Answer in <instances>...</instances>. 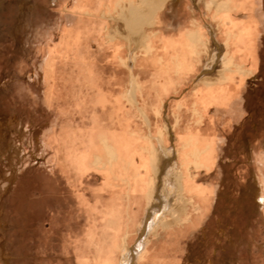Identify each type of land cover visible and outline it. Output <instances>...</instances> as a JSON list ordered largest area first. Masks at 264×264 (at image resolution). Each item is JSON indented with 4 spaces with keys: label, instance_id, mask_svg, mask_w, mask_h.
I'll use <instances>...</instances> for the list:
<instances>
[{
    "label": "rangeland",
    "instance_id": "rangeland-1",
    "mask_svg": "<svg viewBox=\"0 0 264 264\" xmlns=\"http://www.w3.org/2000/svg\"><path fill=\"white\" fill-rule=\"evenodd\" d=\"M128 2L133 5L130 14L122 1L120 7L106 10L110 14L119 7L110 15L116 19L114 26L107 15L102 19L73 13V17L97 23L70 16L73 24L66 31L63 15L68 13L49 0H0V264H102V254L95 252V246L103 249L109 231L116 227L103 212L109 199L102 189L106 185L101 169L114 160L113 149L104 138L109 131L127 136L131 125L130 132L143 137L148 153L152 145L157 146L159 132L164 139L170 132L166 120L163 127L159 109L150 114L148 127L142 108L134 103L138 86L134 80L128 84L126 78L124 41L127 36L137 37L135 54L144 50L147 33H142L141 24L146 23L142 15L151 0ZM192 3L205 9L204 20L210 24L206 16L218 6L208 0ZM213 16L221 21L219 13ZM87 24L93 29L86 31ZM212 26L202 22L198 53L204 61L212 46L208 33L214 36L216 23ZM110 30L118 34L114 37L119 41L116 52L110 46ZM221 68L218 61L198 83L217 80ZM85 72L94 76L95 86L87 85ZM127 87L135 93L127 94ZM98 92L106 95L104 105L95 102ZM172 116L169 112L168 117ZM91 138L95 144L91 145ZM196 168L201 187L206 179L201 167ZM180 191L178 205L164 212L165 222L145 234L146 244L162 238L166 227L195 207V201ZM219 205L212 210L214 221L220 214ZM263 208L264 199L254 211ZM216 224L213 264H264V219L259 217L243 234L228 229L230 224L225 226L222 220ZM138 236L139 229L132 242L126 240L127 247ZM185 251L182 262L188 264Z\"/></svg>",
    "mask_w": 264,
    "mask_h": 264
},
{
    "label": "crops",
    "instance_id": "crops-1",
    "mask_svg": "<svg viewBox=\"0 0 264 264\" xmlns=\"http://www.w3.org/2000/svg\"><path fill=\"white\" fill-rule=\"evenodd\" d=\"M49 1L68 13L65 18L63 15L65 23H62L66 31L70 23L73 24L69 22L70 16L97 23L87 17H73V13L100 15L101 18L107 15L114 26L116 19L110 15L125 4L130 14L133 5L128 1L136 2ZM208 1L219 8L206 16L210 24L204 20L205 9L200 10L199 4L194 6L192 0H151L142 15V21L146 22L141 24L142 33H147L144 50L135 54L137 37L131 40L129 36L128 42L124 41L126 50L128 46L129 63L126 78L128 84L134 80L138 86L136 93L134 89V103L138 109L142 108L148 127L150 114L158 109L163 127L167 121L170 132L167 138L162 136L165 143L162 157L165 160L172 157L178 163L182 190L195 201L194 208L166 227L162 238L146 244L136 264H185L181 257L185 256V250L188 264H213L217 251L213 247L217 240V236L214 237L217 221L222 220L225 226L230 224L231 227L226 226L228 229L235 228L243 234L259 217L264 219V208L254 211L261 207L264 199V0ZM113 5L119 7L106 14ZM219 10L220 22L213 16ZM202 22L212 28V23H216V41L208 33L212 46L205 61L198 53ZM62 27H58L59 31H63ZM87 27L86 31L93 29ZM117 40L110 41L115 52L119 46ZM218 61L222 65L219 78L199 84L198 80L208 76ZM206 72L209 74L205 75ZM88 75L87 85L94 86L91 80L94 76ZM96 95L105 96L102 92ZM169 112L172 118L168 117ZM130 129L131 125L127 136L109 131V137L104 138L113 149L114 160L101 169L106 185L102 189L109 199L103 212L116 227L109 231V241L103 249H99V244L95 246V252L102 254V264L120 263L123 239L128 236L124 241L132 242L135 238L148 202L150 149L147 153L143 137L131 133ZM92 144L95 142L91 138ZM158 144L157 141L155 147L158 148ZM219 162H223L222 165ZM197 165L206 179L201 187L196 180ZM202 196L204 204L200 205L198 200ZM217 202L222 205L214 221L212 210Z\"/></svg>",
    "mask_w": 264,
    "mask_h": 264
},
{
    "label": "bare ground",
    "instance_id": "bare-ground-1",
    "mask_svg": "<svg viewBox=\"0 0 264 264\" xmlns=\"http://www.w3.org/2000/svg\"><path fill=\"white\" fill-rule=\"evenodd\" d=\"M218 13L219 15L221 14L220 10L216 12V14ZM87 23L89 24V21H87ZM213 33H214V36H212L213 41H216L215 30ZM117 35L118 34H116V30H113V31L110 30V36L114 38ZM125 39L128 42V36ZM222 54L224 55V53ZM223 55L221 56V58H223ZM123 61L128 67V64H129L128 63V46H127L126 56L123 58ZM207 74H209V72H206L205 75ZM88 76L89 75L87 73L85 76L86 79H90V77L88 78ZM86 79L84 78V80ZM91 80L95 86L96 84L95 79L94 80L91 79ZM128 90L129 89L127 88L126 89L127 94H131V93L133 94V90H134L133 88H131L130 91ZM105 100H106V95L105 96L96 95L95 97V102H98L101 105H104ZM98 130L97 132H100V130L99 131ZM156 140L159 143L158 148L152 145L150 149V153H149L151 175H150L149 184H148V187H149V193L147 196L148 202H146L147 206L145 207L146 209H145L144 215L141 216L142 220L139 223V227H138L139 236L137 237L136 241L133 244H131V246H128V247H127V244H125L126 241H124L127 237L123 239V244L120 247L121 252L119 256V260H120L119 264H136V262L140 260L139 258L141 257L142 253L145 250L146 240H148L145 234L148 232H151L152 229L155 228L157 224L165 222L167 217L164 215V212L169 208V206H171V209L173 208V205L177 206L178 200L180 199V195H181L180 189L182 188L181 187L182 182H181V178L179 175V172H181L180 167L178 166V163L172 157L166 160L165 158L162 157V153L164 152L163 146L165 145V143L163 142L161 132H159L158 135L156 136ZM175 159H176V155H175ZM201 163L204 164L203 161ZM79 165H82V164L80 163ZM198 203L200 205L204 204L203 196L200 198V200H198Z\"/></svg>",
    "mask_w": 264,
    "mask_h": 264
}]
</instances>
